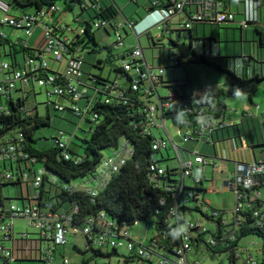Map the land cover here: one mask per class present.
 <instances>
[{"label": "built area", "instance_id": "obj_1", "mask_svg": "<svg viewBox=\"0 0 264 264\" xmlns=\"http://www.w3.org/2000/svg\"><path fill=\"white\" fill-rule=\"evenodd\" d=\"M248 4V14L243 26H247L250 22L255 21L256 17L253 11V2L246 0ZM168 4L167 8L155 9L150 12V15H157L153 25L158 29H168L171 23V18L176 14H184L186 21L181 23L179 29H192L194 24H226L235 20V13L226 9L224 0H168L164 2ZM161 4L155 2L154 5ZM60 11L57 5L26 13L21 16H7L2 20V24L23 30L27 36L33 34L37 24H42L44 29V47L43 54L40 58L28 57L25 61V66L11 72L12 64L8 61L0 60V73L4 76L0 77V95L2 97H13L14 93L20 89L22 96L27 95L26 87L32 83H37L39 86L46 87L48 97L52 96H70L71 99L77 100L82 96L79 87L85 85L81 79L83 77L84 58L79 51L66 54V46L71 42V37L65 34L69 27H65L63 23H59L56 29H52L50 25L54 21V16ZM250 11V12H249ZM48 21L43 22V20ZM130 27H135L134 22L126 21ZM125 24H117L115 33L117 36V46H125V39L119 32L120 29L126 27ZM96 27H107L108 22L100 20L95 24ZM81 31V30H80ZM169 58L173 64H178L179 56H175L174 50L169 48ZM50 57V58H49ZM63 67L53 68L50 60ZM122 67L126 71L131 72L134 77L133 89L139 90L143 86L144 99V114L146 117L145 133L153 134L154 128H159L164 132L167 131L166 120L164 113L169 110L184 111L194 113L197 109L196 96L188 94L176 93L175 90H168L166 95H161L159 92L162 85L163 68H155L147 63L144 58L142 47L138 44L132 49L129 56L122 61ZM44 74V75H43ZM143 82L142 84H140ZM117 88L115 93L124 98L127 87H123L119 82L113 84V88ZM22 88V89H21ZM58 110H65L62 105H55ZM261 116L264 118V109L259 105L256 106ZM72 109L75 113L83 118L86 116L88 108L84 111L76 106ZM0 111L6 112V107H0ZM84 112V113H83ZM198 119L196 124L189 123L183 127H177L179 135L184 143L190 141L206 142L214 144V134L220 129L230 126V122L222 117L209 116L205 109H197ZM94 117H97L96 115ZM74 135L67 136L64 131L54 138L55 144L64 149V156L68 160L70 154L67 148L70 146ZM25 137L22 133H18L10 140L0 142V167L10 166V172H2L1 179L4 182L18 183L20 192L18 199L21 204L11 203L8 207L3 208L0 204V259L9 262L19 260L38 261L48 264H54V251L44 247V242H53L56 246H66L70 235L83 236L90 245L102 251L107 249H126L127 253L135 254L147 260H151L155 256L153 249L145 247L138 239H136L130 230L125 226L117 225L113 220L105 217L104 214L90 217L85 223H74L72 213L58 211L54 208L51 200L42 199L41 188H43L45 170L36 171L35 165L39 163L36 157H33L25 147ZM170 141L167 138H158L153 143L154 150L167 149L170 146ZM245 143L243 144V146ZM177 151L180 162V177L178 184V200L172 211L175 220L178 221L179 208L188 204V200L193 198L198 200L202 212L207 213L210 210V215L214 219L220 218L221 223H217L221 229L219 238H213L206 244L210 247H216L219 243L225 241H235L239 227L245 221V213L252 211V216L255 219L254 224L263 226L264 224V198L259 190V185L264 177V158L253 162H237L235 165L234 179L231 184L235 193V202L231 209L233 219L231 221L224 219V211L212 209L209 204L203 200L202 194L197 191H188L186 187H199L204 181L201 176H195L197 166H207L208 160L205 156L194 152L190 157L182 159L180 156V148L174 145ZM242 146V147H243ZM133 154L132 148L123 143L118 148H114L102 163L101 170L97 169L96 173L90 176L86 186L89 183L94 187H87L84 190L91 195H96L98 190H101L109 182L113 174L119 173L122 166L126 163L129 157ZM16 167L18 172H15ZM153 171H158L160 175H164V168L152 165ZM187 178L194 181L193 186L187 185ZM87 179V178H86ZM46 187L47 191H56L58 188L57 179L52 178ZM85 186V187H86ZM83 186L78 188L72 187L71 191L83 190ZM66 190L65 187L58 191ZM43 200V201H42ZM77 208L75 209V211ZM74 211V210H73ZM205 217V216H204ZM26 219L34 226L38 233L35 235L30 232L20 234L16 237L14 220ZM203 221L188 220L184 225L180 226L177 245H172L167 252L158 256L155 264H191L188 260V254L194 249L197 239L209 232ZM176 236V235H175ZM11 241L12 246L6 247L5 242ZM154 241V240H153ZM196 241V242H195ZM142 244V245H139ZM203 243V241H202ZM155 244V243H154ZM247 251V249H242ZM241 252L238 251L237 256ZM254 263V262H253ZM248 262V264H253ZM63 264H70V260L64 258ZM196 264H200L197 261ZM257 264V263H254Z\"/></svg>", "mask_w": 264, "mask_h": 264}, {"label": "trees", "instance_id": "obj_2", "mask_svg": "<svg viewBox=\"0 0 264 264\" xmlns=\"http://www.w3.org/2000/svg\"><path fill=\"white\" fill-rule=\"evenodd\" d=\"M59 1L64 3L65 12H72L78 5L83 14H90L89 19H86L81 25V31H79L76 37L71 39V42L66 46V54L71 55L79 51L85 63L84 52H94L100 48L97 30H108V26L96 27L95 24L100 20L107 21L108 25H111L115 30L118 24L116 22V17L119 15V12L112 6L104 8L102 6L97 7L94 3L89 4V0H10V5L15 7H31L34 11H41L42 9L57 5ZM257 1L259 3L264 2V0ZM160 3L161 4L149 7L148 13L155 9L167 8L169 4H165L164 1H160ZM90 11L93 12V14ZM24 14H26V12ZM128 22H134L133 25H136L138 20L132 19L128 20ZM0 24L2 25V22ZM58 24L54 22L50 27L56 29ZM162 31L168 34L179 31L184 35L185 33L183 32H190L191 29L172 30L171 25H169L168 29H163ZM257 32L262 36L261 44H264V33L260 30ZM162 37L163 34L158 39L150 36V40L155 43L156 41H161V39L163 40ZM2 41L9 43L6 36L0 32V46L2 45ZM9 45L11 52L8 57H10L11 60L8 62H10L12 66L7 75H10L14 70L23 68L28 57L40 58L41 54L44 52L43 49L17 48L16 45L11 43H9ZM115 45H117V42ZM169 48L172 49L171 46ZM108 49L111 50L110 47H108ZM132 49L133 48L126 49L123 53L118 55L120 64L113 65V70L117 76L116 79L110 80L109 78H104L102 75H91L93 85L90 87L95 89V95L90 96L88 92H86L82 93V96L79 98L88 99V105L86 107L88 111L84 118L82 115L78 116L72 108L69 109L88 124L86 136L82 139L85 143L84 154L77 153V150L72 147L74 139H72L70 146L67 148V152L70 154V159L68 160L64 156V149L60 148L57 144L51 149H38L35 146L36 131L41 127L50 125V114L48 116L49 118L42 116L37 107L33 110H27L26 101L29 93H27L25 97L22 95L17 96L16 101L13 97L7 98V104L9 106L6 107V112L0 111V142H5L15 136L16 134L9 136L13 131H16L17 134L22 133L24 135L26 138L24 143L26 150L33 157H36L38 162L44 163L45 174L43 176V188H41L42 199L51 200L55 203L54 208L58 211L72 213L74 223L83 224L90 217L96 218L104 214L105 217L109 218L111 221L113 220L117 225L125 226L130 230L129 227L137 221L148 220L155 217L156 223L154 228L157 234H154L150 245H144L154 250V258L147 260L133 253L124 255L126 258H137L149 264H155L154 262L157 260L158 256L166 253V250H169L172 245L178 244L179 241L175 239V235L179 233L180 226L188 221V212L197 211L210 221L217 223H221V221L220 218L216 220L207 213L202 212L199 205L194 208L189 207L188 204L180 207L178 211V221H176V217L172 215V211L178 200L179 174L177 169H172L170 166H163L161 164L162 160L155 157L158 152H161L160 150L153 149V143L158 138L144 131L146 126V117L143 111L146 103L143 93L144 88L141 86L139 90H134L132 86L135 80L134 77L137 75H133L122 67V61L129 56ZM20 55L24 57L22 62L18 60ZM238 58L242 61L241 67H237L236 65V60ZM108 61L113 62L111 59ZM188 61L190 63H203L215 69L218 73L223 75L228 82L229 88L227 93L225 91H220L216 95L217 102L215 105H208V108L198 103L195 105L197 109H205L209 116L222 117L225 115V110L227 109L225 99L228 96H236L234 92L237 87L241 90V94L249 95L252 101L253 93L257 91L261 84L264 85V61H259L256 58H251L249 60L239 56L218 58L207 54L193 53V56L190 57L187 62ZM99 62L101 63L102 61ZM182 63L183 60L179 59L177 66L182 65ZM116 81L123 87H127L124 98L115 93L117 88H113V84ZM161 82L162 85L166 84L163 78ZM142 83L143 82L140 84ZM85 86L89 87L88 85ZM165 86L168 90H175L176 93L183 94L184 96L187 95L185 93L187 85L185 84L167 83ZM20 91V89L17 90V92ZM61 97L68 98L74 103V106L78 100L71 99L70 96ZM197 109H195L196 111L192 114L169 109L164 113V117L167 120H171L175 127H183L189 123L196 124L198 119L201 118L197 113ZM95 115L97 117H94ZM229 127L226 128L228 129ZM224 129H220L219 131ZM160 138L162 139L164 137L162 136ZM129 142L133 145V154L122 166L119 173L113 174L106 184L107 186L98 190L96 195H91L79 189L70 192L64 189L59 192L58 188H62V186L59 185L56 191L46 190L52 178H58L62 183H71L72 180L78 178L86 179L88 176H92L102 163V151L104 149L109 147L118 148L123 143H127L128 145ZM166 150H168V148ZM152 165L164 168L166 170L165 174L160 175L157 170L153 171L151 169ZM9 184L19 185L15 182H4L0 174V204L3 208L13 203L11 197H6L3 194L5 189L4 186ZM262 188H264V177H262L260 182L259 190ZM186 189L188 191H197L199 194H202V198H204L207 192L204 188V182L197 188L186 187ZM188 201L198 203V200L193 198ZM209 207L213 210L215 209L210 205ZM76 208L77 210L75 211ZM252 214V211L245 213V221L239 227L240 231L237 232L236 242L245 236H254L261 240L264 253V224L262 227L255 225V219ZM220 230L221 229L217 227V233L214 235V237H217L215 238H219ZM202 237L203 235L197 239L198 243L204 242ZM139 245L142 244L139 243ZM206 245L208 246V244ZM87 246L88 249L93 250L97 256L109 258L112 257L113 254L119 255L120 249H112L113 252L106 253L100 249L96 250V248L88 242ZM231 262L234 264L232 257ZM9 263V261L5 260L4 264Z\"/></svg>", "mask_w": 264, "mask_h": 264}, {"label": "rangeland", "instance_id": "obj_3", "mask_svg": "<svg viewBox=\"0 0 264 264\" xmlns=\"http://www.w3.org/2000/svg\"><path fill=\"white\" fill-rule=\"evenodd\" d=\"M9 0H0V23L2 20L7 17V16H21L25 12H32L34 9L31 7H15V6H6ZM232 1V6L233 8H237V4L235 3L236 0H231ZM243 1V0H241ZM126 2L136 6L135 2L131 0H126ZM4 3V4H3ZM57 6L61 9V11L56 14L58 15V20L63 23L64 26H68L69 28L66 29L65 34L71 39L75 38L76 35L78 34L77 31L81 29V21L80 19V14L81 10L80 7L77 5L72 12H65L64 11V3L62 1H59L57 3ZM120 11V10H119ZM87 13V12H86ZM93 14V12H91ZM90 14H86V18H89ZM137 18V20L140 22L141 17L139 16H132ZM119 21H127L128 18L125 17V14L120 13L118 16ZM82 20V18H81ZM178 21L176 22V25L174 24V27L176 29H179V24H177ZM121 24V23H120ZM203 29V25H201ZM127 30L129 31V35L127 34L125 29H120L119 32L121 35H123V38L125 39V47H119L115 45L117 42V36L115 33L114 28L111 25H108V30L111 32V36L105 41L104 39V29L97 30V38L98 42L100 44V48L94 52H84V57H85V63L83 65V77L81 81L85 84L88 85L89 87L93 85V82L91 80V75H102L104 78H109L110 80H114L117 78L116 73L113 70V65L120 64V61L118 60V55L122 53L125 49H128L129 47L133 45L139 44L136 35L134 34V31L132 30V27H130L128 24L126 25ZM207 28V34L210 35L212 32V29H215L216 37L218 38V41H220V46L222 47L223 50H221V55H226V28H239V25L237 23L233 25H228L226 24H206ZM8 29V28H6ZM1 31H4L1 29ZM229 31V30H228ZM233 30H230L231 35L229 38L230 40H233ZM249 38L247 41H251L254 35V27H250L249 30ZM23 32V31H22ZM139 32V30H138ZM137 32V33H138ZM153 36L158 38L162 30L158 29V27H154L151 30ZM239 32V31H238ZM25 34V32H23ZM187 34V36L181 35L182 32L180 33L179 31L173 32V34L170 36L168 33H163V43L165 44L166 48H169L170 45L168 43V39L172 38L175 42L179 44L183 43H189L190 44V38H189V32H183ZM139 34V33H138ZM220 35V38H219ZM239 40V37L237 38ZM144 40V39H143ZM237 40V41H238ZM235 43H232L234 45ZM239 44V42H238ZM249 45L250 42H247ZM145 46H147L146 51L152 52L151 49L148 50V44L145 42ZM108 47L111 48V50L108 49ZM175 56H179L178 52L176 49H173ZM155 51V54L158 53L159 49L153 50ZM232 51V50H231ZM146 52V53H148ZM233 52V51H232ZM232 54V53H231ZM168 55L169 57V52L166 53V56ZM22 56V55H21ZM113 60V62L108 61V60ZM183 60V66L176 68L177 71H179L180 75H184V70L186 69L187 72L190 74L189 76L196 82H204V83H210L213 81L214 77H218L221 80L226 81L223 75L219 74L216 70L212 68H207L206 66L199 65V64H192V63H187L186 60ZM99 61H102L101 63ZM238 64L241 63V60L238 58L236 60ZM175 64H173L172 61L168 60V67H174ZM167 72H173L171 70L172 68H167ZM208 83V84H209ZM81 86L79 87L80 93H86L88 92V95L94 96L95 95V89L93 87L89 88L87 86ZM27 93H29V96L26 101V108L27 110H33L37 107L39 113L44 116L49 118L50 114V125L49 126H44L39 128L36 131L35 134V146L38 149H51L55 145V140L56 136L60 133V131H64L67 136L75 135L77 137H74V143L72 147H74L77 150V153L79 154H84V148H85V143L82 141V139L86 136V130L88 129V124L86 121L81 120L80 117H78L74 112L70 111L69 109L74 106V103H72L68 98L66 97H61V96H52L48 97L47 92H46V87L39 86L37 83H32L31 85L26 87ZM161 95H166L168 92L166 89H159ZM19 92H17L15 95H13L14 100H17V95ZM254 98V105H260L261 109H264V85L261 84V86L258 87L257 91L253 93L252 95ZM226 103L228 105V109L231 111H236L237 114L242 115V112L244 109L248 110L247 112H254L257 114L256 108L251 104L250 98L247 94H241L240 96H228L226 97ZM93 103V102H92ZM55 105H62L65 107V110H58L56 109ZM76 105L79 106L81 109H86L88 105V99L86 98H81L76 101ZM93 105V104H92ZM4 106L7 107L9 106L7 104V99L5 97L0 96V107ZM249 112V113H250ZM259 117L256 120V124L258 129H260L262 126V122L264 123V118L261 116V114H258ZM263 120V121H262ZM261 122V124H260ZM166 127H167V133L164 132L163 130L159 128H154L153 129V134L156 138L159 137H164L167 138L170 142V146L168 150L163 149L161 152H158L155 157L157 159L162 160L161 164L165 167H169L172 169H177V172L179 174L178 177H180V162H179V157L177 154V151L175 149L174 145L179 146L180 149L183 148V146L186 144L183 142L182 137L179 135L178 128L175 127L173 122L171 120H166ZM248 128V127H247ZM249 131V130H248ZM17 134L16 131H13L12 133L9 134V136ZM204 143V142H203ZM207 145H211L210 143H206ZM77 145V146H75ZM129 147L132 148L133 145L129 142ZM112 147L106 148L102 151L103 158L102 162L113 152ZM248 152L251 153V150H248ZM258 156H260V151L257 152ZM183 156V152H181V155ZM101 165L98 167V170H101ZM15 172H18L16 167H14ZM35 170L41 171L44 170V163L39 162L35 165ZM10 172L11 168L10 166L8 167H3V165L0 168V174L2 172ZM202 175V169H195V176H201ZM87 179H82L78 178L75 180H72L71 183H62L59 181L57 178V185L65 187L68 192L72 190V187L78 188V186H83V190H88L87 187H94L92 183H89L88 186L86 182H88ZM208 180L211 179L210 177L207 178ZM189 186L194 185V181L190 178H187L186 180ZM7 183H12V182H7ZM206 185V184H205ZM208 185V184H207ZM86 186V187H85ZM4 196L6 197H11L13 203H18L21 204L22 201L18 199V196L20 195V187L18 185H13L9 184L4 186ZM206 200L210 199L212 202V205L215 208H220L222 204V199L220 196L215 195L214 193H209L206 192L204 195ZM198 203L194 201H188V206L189 207H196ZM230 205L233 207L234 201L230 203ZM231 207V208H232ZM207 213H210V210L207 211ZM225 219L228 221H231V214L225 213ZM187 219L192 220V221H203L210 232H207L204 234V242L200 244L199 247L194 246V249L189 253L190 260L192 262L194 261H199L201 264H230V251L225 252L227 247L223 245V243H219L218 246L216 247H208L205 243H208L213 236L217 233V227L214 221H206L202 217V215L197 212V211H192L187 213ZM172 222V221H171ZM156 223V218L152 217L148 220H139L136 223L132 224L129 228L132 233V235L137 238L139 241H141L142 244L144 245H150L151 240L153 239L154 234L156 233V229L154 228V225ZM14 225H15V233L16 237H18L20 234L30 232L31 234L35 235L38 233V230L31 225V223L26 220V219H20L17 218L14 220ZM217 237V236H215ZM68 244L66 246H56L53 242H44V247L49 248L52 251H54V264H63L64 258H67L70 260V264H143L140 263V261H129L127 262L124 258V256L121 255H114L112 257H101L95 255L93 250L88 249L86 239L83 238V236H75V235H70L68 237ZM238 241V240H237ZM252 241L258 242L260 246L257 247H251L250 243ZM236 242V240H235ZM240 249L245 246L251 247V253L254 256L256 260H258L259 263L264 264V253L263 251H260V247L262 246V242L259 238H256L254 236H245L240 239ZM6 247L10 248L12 246L11 241H6L5 242ZM196 245V244H195ZM76 246H78V249H76ZM121 251H126V249H121ZM5 261L3 259H0V264H4ZM11 264H20L17 262H11ZM48 264V263H47ZM144 264H149L145 263Z\"/></svg>", "mask_w": 264, "mask_h": 264}, {"label": "crops", "instance_id": "obj_4", "mask_svg": "<svg viewBox=\"0 0 264 264\" xmlns=\"http://www.w3.org/2000/svg\"><path fill=\"white\" fill-rule=\"evenodd\" d=\"M135 2L136 6L126 2V0H89L90 3H94L98 6H102L104 8H108L110 6L115 7L119 14L123 13L125 14V17L128 18V20L137 19L135 17H132L133 15L141 17V21L139 22V25L137 27H133L132 30L134 31V34L136 35V38L139 42V45L143 49L144 58L147 61L149 65L155 68H163V81L166 83H182L187 85L185 93L188 94H194L196 96L197 103L200 105H203L208 108V105H215L217 102L216 95L220 91H225L227 93L228 91V82L227 80L223 82L218 77H214L212 82L204 83V82H196L194 81L187 72V70H184V75L181 76L179 71H177L176 68L182 67V65L177 66L176 64L174 67H168V60L170 58L168 55L166 56V53H168L170 50L169 48L165 47V44L163 41H156L155 43L151 42L150 36L154 37L151 32V30L154 28H151L149 31L145 32V28L151 24L154 19H156L154 16L149 17L148 9L149 7L153 6L155 2L164 1L167 2L168 0H131ZM253 2V11L254 15L256 17L255 21L250 22L246 27L242 25V23L245 21L247 14H248V4L246 0H236V4L238 5L236 10L232 6L231 0H224L226 9L232 11L235 13V20L227 23L228 25H233L237 23L239 25V28H226V42H227V48H226V55H221L222 47L220 46V41H218V38L216 37L215 29H212V33L210 35L207 34V28L206 23L205 24H194L191 31L189 32V38L190 42L192 41L193 44V51L191 53V56H193V53L196 54H207L209 56H215L218 58H223L226 56H239L245 59H251L256 58L259 61H264V44H261V35L258 34V30L264 33V2L259 3L257 0H251ZM4 4V3H3ZM91 4V5H92ZM10 6V0L7 3ZM81 10V9H80ZM120 10V11H119ZM34 11V10H33ZM32 11V12H33ZM91 12V11H90ZM250 12V11H249ZM31 13V12H26ZM24 14V13H23ZM22 14V15H23ZM119 16V15H118ZM118 16L116 17V22L125 24V21H119ZM58 15L54 16L55 23H60L58 20ZM82 18V20H81ZM186 16L184 14H176L171 18V29L176 30L174 27V24H180L186 21ZM86 14H83L81 12L80 19L81 25L86 21ZM127 20V21H128ZM48 21V19L43 20V22ZM54 23V22H53ZM203 25V29L201 27ZM213 25V24H212ZM126 26V24H125ZM250 27H254V35L253 39L251 41H247L249 38V30ZM8 28V29H6ZM3 29L4 31H1ZM125 29L127 34L129 35V31L126 27L122 28ZM104 39L107 41V39L111 36V32L107 29H104ZM139 30V32H138ZM232 31L233 34V40H230L229 38ZM23 30L12 28L8 25L0 24V32L3 33L6 38L9 40V43L16 45V47H25L30 49H36V50H42L44 47V29L42 24H37L34 28L33 34L31 36H27L22 32ZM80 31V30H79ZM239 31V32H238ZM139 34H138V33ZM77 33H79L77 31ZM163 34V31L161 35ZM161 35L159 37H161ZM170 36L172 34H169ZM183 35V34H181ZM184 36V35H183ZM187 36V34H185ZM158 37V38H159ZM239 37V40L237 39ZM155 38V37H154ZM157 38V37H156ZM157 38V39H158ZM220 38V35H219ZM144 39V40H143ZM172 39V38H171ZM238 40V41H237ZM145 42L148 44V50L151 49V53L146 51ZM239 42V44H238ZM247 42H250L248 45ZM9 43H6L5 41H2V45L0 46V59L10 61L11 58L8 57L9 53L11 52V48ZM232 43H235L232 45ZM138 45V44H137ZM136 45H133L130 48H134ZM159 49L158 53L155 54V51ZM126 50V49H125ZM233 52H232V51ZM148 52V53H146ZM123 53V51H122ZM232 53V54H231ZM170 55V52H169ZM189 57V58H190ZM50 58V57H49ZM188 58V59H189ZM187 59V60H188ZM19 61H23L24 57L23 55L19 56ZM186 60V61H187ZM241 60V59H240ZM171 61V60H170ZM51 66L53 68L63 67L64 65H58L57 63L53 62V60H50ZM187 63H190L189 61ZM192 64H199L206 66L203 63H192ZM237 67H241L242 61L240 64L236 63ZM207 68H211L209 66H206ZM167 68H172L173 72H167ZM213 69V68H212ZM215 70V69H214ZM220 74V73H219ZM4 76V73H0V77L2 78ZM165 85H161V89H166L168 92V89ZM16 93H14L15 95ZM22 95L21 92L17 96ZM249 96V95H248ZM14 97V96H13ZM253 97V96H252ZM250 98V96H249ZM254 98V97H253ZM250 98L251 104L256 108L257 105H254V100ZM226 103V100H225ZM227 109L225 110V118L230 122V127L227 129H224L219 132H215L214 134V144L207 145L205 142H194L190 141L186 143L182 149H180V155L181 152H183V156H181L182 159H186L190 157L194 152H198L199 154L205 156V158L208 160L207 166H197L196 169H202V175L201 178L204 179V188L209 193H214L215 195L220 196L222 199V206L220 208H215L212 205V202L210 199L204 200L212 207H214L217 210L224 211L225 213L231 214V205L230 203L232 201L235 202V193L234 190L231 187V184L234 179V173H235V165L237 162H253L255 160H259L264 158V123L260 122L261 128L258 129L256 120L258 119L260 112L257 110V114L254 112H247L248 110L244 109L242 112V115L237 114L236 111H231L228 109V105L226 103ZM260 106V105H259ZM4 107V106H2ZM261 108V107H260ZM263 121V120H262ZM248 127V128H247ZM249 130V131H248ZM245 145L243 146V144ZM243 146V147H242ZM248 150H251V153L248 152ZM260 151V156H258L257 152ZM210 177L211 179H207ZM206 184V185H205ZM208 184V185H207ZM188 185V184H187ZM260 193L262 194L264 198V188L260 189ZM227 215V214H225ZM225 215L223 216L225 219ZM204 220L211 222L206 217L202 216ZM233 219V215L231 217V220ZM226 220V219H225ZM216 227H218L217 222H215ZM208 229V228H207ZM209 230V229H208ZM84 238V237H83ZM178 238V235L175 236V239ZM137 239V238H136ZM174 239V238H173ZM200 243H196L195 246L199 247ZM223 245L227 247L225 252L230 251V264L231 257L234 260V264H248V262L251 263H257L261 264L254 258V256L251 253V247H257L260 246L258 242L252 241L249 246H244L242 249H247V251H242L239 247L240 240L238 242L235 241H225L221 242ZM218 246V245H217ZM260 251L262 250V246L260 247ZM76 249L80 250L78 246H76ZM106 253L113 252L111 249L104 250ZM241 252L239 256H237V253ZM127 255V251H121L119 250V255ZM125 260L127 262L129 261H140V263H143L145 261L139 260L137 258H126L124 256ZM188 260L191 264H196L197 262H192L190 260L189 254H188ZM20 264H47L45 262H38V261H25V260H19L15 261ZM146 263V262H145ZM148 263V262H147ZM253 263V264H254ZM11 264V262L9 263ZM201 264V263H200Z\"/></svg>", "mask_w": 264, "mask_h": 264}, {"label": "water", "instance_id": "obj_5", "mask_svg": "<svg viewBox=\"0 0 264 264\" xmlns=\"http://www.w3.org/2000/svg\"><path fill=\"white\" fill-rule=\"evenodd\" d=\"M168 43L173 49L177 50V52L179 54V58L181 60L182 59L187 60L191 56V53L193 51L192 41L190 42V44L189 43L188 44L187 43L179 44L170 38V39H168Z\"/></svg>", "mask_w": 264, "mask_h": 264}, {"label": "clouds", "instance_id": "obj_6", "mask_svg": "<svg viewBox=\"0 0 264 264\" xmlns=\"http://www.w3.org/2000/svg\"><path fill=\"white\" fill-rule=\"evenodd\" d=\"M150 16H154L155 18H157L156 16L157 15H150V12H149V17ZM154 21H155V19H154ZM153 21V22H154ZM153 22L151 23V24H149V26L148 27H146L145 28V32H147V31H149L151 28H153V27H156V26H154L153 25ZM139 25V21H138V23L135 25V27H137ZM134 27V28H135ZM173 49V48H172ZM180 59V58H179ZM234 94L236 95V96H240L241 95V90L237 87L236 89H235V92H234Z\"/></svg>", "mask_w": 264, "mask_h": 264}]
</instances>
